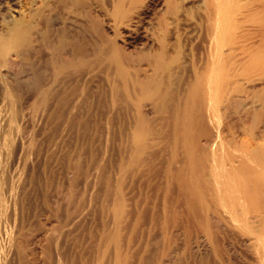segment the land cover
Segmentation results:
<instances>
[{"label": "bare ground", "instance_id": "1", "mask_svg": "<svg viewBox=\"0 0 264 264\" xmlns=\"http://www.w3.org/2000/svg\"><path fill=\"white\" fill-rule=\"evenodd\" d=\"M4 2L0 264H231L221 224L264 264V0Z\"/></svg>", "mask_w": 264, "mask_h": 264}, {"label": "rangeland", "instance_id": "2", "mask_svg": "<svg viewBox=\"0 0 264 264\" xmlns=\"http://www.w3.org/2000/svg\"><path fill=\"white\" fill-rule=\"evenodd\" d=\"M1 8L0 13L9 14L11 10L8 9V4L4 2V0H0ZM40 5V4H38ZM41 9L45 10L47 8V5H40ZM52 18L55 20L53 21L54 26L57 28L59 26V11L53 12ZM57 22L58 25L55 23ZM47 66L45 63H41V68ZM28 65L26 60H19L18 63L14 65V70L18 74L17 77L8 76L7 80L13 85V87L16 89V96L22 92L26 91L28 88L33 89L34 86V79H30L28 81V78L31 76L28 73ZM13 70V71H14ZM45 70V67L43 71ZM40 71V69H39ZM42 71V75H43ZM49 73V72H48ZM11 78V79H10ZM52 75H43L40 77L39 81L41 83H49L50 80H52ZM58 82H53L52 85H49L48 89L45 87L44 93L47 94V98L50 101H54L57 97V94H59V86ZM47 89V91H46ZM49 90V91H48ZM49 105V104H47ZM44 113V120H47L48 115L50 113L49 109H43L41 110ZM48 111V112H47ZM123 112V111H122ZM46 116V117H45ZM242 137V136H239ZM147 161V162H146ZM140 162L143 164L140 166V177L138 176L132 187V196L134 199L139 198L142 202L144 201H150L149 196L155 192L157 185V175L156 171L158 169L157 165H153V160H145L143 158L140 160ZM223 227V232H221V243L224 245V248H222V255L223 258L227 261H229L231 264H259L257 261V255L254 250V248L248 247L243 244V241L247 239V237L242 236V234L235 232L233 230H230L228 227L225 226V224H221ZM229 225V224H228ZM250 241L255 242V238H250ZM208 246L206 243H195L194 241L190 242V244H185L183 241L178 240L177 243L174 246V251L176 253H185L186 255H203L207 250ZM229 256L230 258H226Z\"/></svg>", "mask_w": 264, "mask_h": 264}]
</instances>
